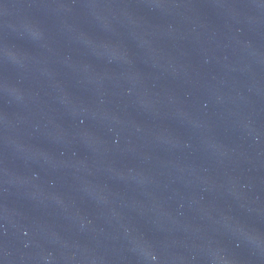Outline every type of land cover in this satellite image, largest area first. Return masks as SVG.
I'll return each instance as SVG.
<instances>
[{"label":"water","instance_id":"1","mask_svg":"<svg viewBox=\"0 0 264 264\" xmlns=\"http://www.w3.org/2000/svg\"><path fill=\"white\" fill-rule=\"evenodd\" d=\"M0 264H264V0H0Z\"/></svg>","mask_w":264,"mask_h":264}]
</instances>
